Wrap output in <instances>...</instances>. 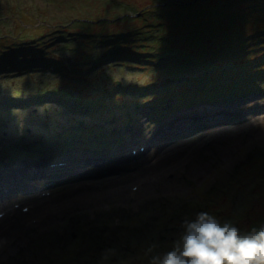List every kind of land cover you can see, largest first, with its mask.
Instances as JSON below:
<instances>
[{
    "label": "rangeland",
    "instance_id": "374dc122",
    "mask_svg": "<svg viewBox=\"0 0 264 264\" xmlns=\"http://www.w3.org/2000/svg\"><path fill=\"white\" fill-rule=\"evenodd\" d=\"M153 1L0 0V145L5 147L0 151V160L4 154L13 159L19 172L11 179L23 176L17 186L21 192L1 197L4 200L1 208L26 198H29L27 203H33L40 194L34 190L37 185L46 188L47 182L56 184L54 189H49L53 193L50 198L34 204L37 209L31 216L19 214L7 223L11 226L0 240V264H153L152 257L168 250L179 237L182 221L201 210L210 211L221 219L239 220L240 228L245 231L264 225V118L254 119L256 115L245 105L240 110L245 108L252 119L246 120L245 113L241 116L237 110L226 107L202 106L178 116L185 118L178 123L175 120L165 135L158 129L163 121L154 119L156 108L150 107L153 86L159 88L158 91L163 89L162 94L156 91L158 93L154 94L158 95L154 98H165L181 86L194 85L191 79L203 78L208 64L211 69H207L208 73H214L215 65L209 58L205 61L202 57L190 59L183 50H190L193 55H201L199 50L210 54L208 44L214 41L216 33L221 35L222 31L232 30L223 28L215 32L218 26L208 14L189 23V27L193 25L192 29L197 31L198 41L204 44L197 51L186 42L189 29L175 27L176 23L163 29L166 39L173 43L168 42L163 47L156 45L155 38L161 34L155 29L164 27L170 20L160 15L149 18L143 15L144 23L139 19L141 15L133 14L132 10L122 12L116 5L124 2L141 10L149 8ZM188 1L196 3L194 7L200 3ZM222 1L226 11L238 4L236 15L242 22L241 39L247 44L251 41L255 49H263L264 41L259 38L264 34V0ZM206 2L199 4V8H204ZM209 7L213 11L219 6L209 4ZM123 14L127 18L116 20ZM108 16L112 25L104 27L106 24L102 21ZM74 19L96 24L95 27L74 25ZM25 25L29 28L21 31V26ZM114 32L130 33L133 42L129 45L135 53L141 52L142 57L153 49L158 60L166 58L158 65L159 71L112 58L100 70L91 60V50L87 51L90 64L78 67L74 75L53 69L50 59L44 62L46 66H39L40 56L60 59L70 56L85 65L84 49L78 48L75 56L77 43L70 39L81 36L86 39L91 35L107 37ZM174 39L185 41L180 43L183 48L180 59L166 50L177 45ZM41 42L50 45L47 49L50 54H39L37 48L42 47ZM28 46L33 54L28 59L31 64L24 65L23 57L13 59L18 53L16 50ZM229 61V67L235 66V61ZM172 63L177 70H173V66L166 67ZM116 84L122 88L115 95L111 89ZM101 87L110 90L95 95ZM164 87L173 90L164 91ZM119 93H123V97ZM93 98L97 99V104L105 98L104 107L86 110L81 107L82 100L91 104ZM257 98L254 101L261 102L259 115H264V91ZM142 100L145 101L140 106L137 101ZM221 102L238 103L236 99ZM19 103L22 110L17 115L13 108ZM170 103L173 104L172 98L166 99L164 107ZM8 105L7 110L3 109ZM164 107L159 108L164 111ZM130 114L137 118L131 132L138 134L137 126L141 125V138L148 142L155 139L149 149L139 157L117 164L95 167L88 163L92 156L107 158L105 152H115L114 147L120 152L129 149L131 139L126 120ZM189 116L194 120H189ZM209 117L222 123L208 122ZM196 119L204 120L196 122ZM252 123H258L260 130H253ZM241 127L244 130H239ZM121 133L128 135L115 146L114 138ZM85 136L89 139H84ZM105 136L107 139L102 140ZM188 157L193 158L194 164L184 161ZM69 158L83 159L88 164L50 173L47 161ZM4 168L0 161V172ZM52 175L57 178H50ZM178 175L181 181L176 187L173 182ZM1 179L0 173V192L7 189L1 187L7 184ZM259 180L261 187L256 195L251 187ZM135 185L139 188L136 200L129 198ZM116 194H121L123 202L118 201L120 196L114 199ZM247 208L252 214L249 220L243 214ZM38 218L46 220L41 230H24L27 223ZM117 222L120 227L116 226Z\"/></svg>",
    "mask_w": 264,
    "mask_h": 264
},
{
    "label": "trees",
    "instance_id": "16d2710c",
    "mask_svg": "<svg viewBox=\"0 0 264 264\" xmlns=\"http://www.w3.org/2000/svg\"><path fill=\"white\" fill-rule=\"evenodd\" d=\"M198 2L204 3L206 0H197ZM197 4V6L199 5ZM206 6L204 8H199L200 5L194 7L195 4H192L191 1L188 0H155L150 4L149 8L137 10L134 7H130L128 5H125L124 2H117L116 5L119 6V8L122 9V12H128L131 11L133 14H139L141 17H139L140 20H142L144 23L145 20L142 19V16L145 15L149 18L150 16H157L160 15V17H166L170 22H166L163 26H160L159 28H156V25L154 28L155 31L159 32L161 35L157 36L156 34L154 37L156 45L162 46L168 45V42L173 43L169 38L166 39L165 32L163 31L166 27H171L173 23H176L175 27L183 26L187 29H189V34L187 35L186 42H189L190 46L194 48V50H198L199 48H202L204 44H202L200 41H198V35L197 31L192 29L191 25L189 27V23L191 21L195 23L196 19H201L202 17L207 16L210 14L214 18L213 24L218 26L215 30V32H219L220 29L223 30V28H229L232 31H222V34L219 35L216 33V36H214V41L212 43H209V49L210 54L208 51L202 52L201 50L198 51V53H201V55H193L191 54L190 50H183L181 48V44L185 43L184 40H177L175 43L177 45L172 47L171 49H166L167 51H170V53H173V55H176L178 59L182 58L180 57L182 50L185 51L188 55V58H199L202 57L204 61L209 58L208 61H213V64L215 65L214 68V74H208V70H211L208 68V66L204 67V73L205 77L203 80L200 81V79L196 78L193 79L194 85H188V86H181L180 88H177L175 92V101L177 104L175 106L180 109L181 107H184L185 105H193L194 103L200 104V103H208L212 102L213 99L219 98L222 94L226 92H232V91H241L244 90V92H248L252 89V87H255L257 84L258 79L264 78V45L263 49H255L253 47L252 42L250 41L249 44L245 43L243 41L242 35L243 31L241 28V18H238L236 15V7L238 4H235L234 8H232L229 11H226L224 7H222L225 3L222 0H207ZM209 4L218 5L215 10L211 11ZM138 15V16H139ZM191 15H194L193 19L191 18ZM127 18L125 14L122 16H119L118 19H125ZM111 16H108L105 20L102 21V23H105L106 25L104 27H110L111 24ZM115 20V21H116ZM172 20V21H171ZM163 23V22H162ZM74 25H80V26H87L89 24L93 25L95 27V21H85V20H74ZM187 24V25H186ZM189 27V28H188ZM29 28L27 25L21 26L22 30H27ZM103 28V27H102ZM229 32V33H228ZM141 34V32H139ZM259 35V33L257 34ZM82 37V36H81ZM77 38L74 37L70 41H75L77 43V48H75L74 55L79 51H76L78 48L84 49V55L87 60H85V65H82L78 59L75 61L74 58L72 59H60V58H49L50 64H53V69H58V71H62L65 74H71L68 73L72 70L78 69V67L89 65V56L87 51L91 50L93 51V56L91 57L92 62H94L96 59H98L96 62L99 64V67H102L101 64L105 61L107 62L110 58L117 60H123L125 62H135L139 63L140 65L144 64L148 67H152L159 71L158 65H160L161 61H166V58H161V60H158L157 57L151 49L148 51L147 55L142 57L141 52L135 53L132 49V46L129 45V43H132L133 40L130 38V33H123L120 34L118 32L112 33V35H109L107 37L105 36H98L96 38L94 35H91L88 38ZM261 40L264 41V34L260 36ZM181 41V42H180ZM181 43V44H180ZM241 43L243 44L242 46ZM262 43V42H260ZM41 46L45 47L44 49L50 47L47 43L42 45L43 43H40ZM39 44V45H40ZM239 45V46H238ZM262 45V44H261ZM238 46V47H237ZM70 47L69 45L66 46V48ZM189 47V46H188ZM71 50V48H68ZM244 50V51H242ZM18 51L17 55L13 57L19 58L23 57V64L26 65L28 63L31 64L28 59H30L32 52L29 50V48H23L22 50H16ZM47 54V53H46ZM27 58V59H26ZM229 60L235 61L234 67H229L228 73L229 76H227L224 71L225 64L229 65L231 64ZM26 59V60H25ZM136 61H135V60ZM139 59V61H138ZM45 61V59H44ZM198 62V61H197ZM240 62V63H239ZM203 64H207L203 62ZM176 64L167 65L166 67L173 66V70H177ZM40 67L46 66L45 64L40 63ZM165 66V65H164ZM52 69V70H53ZM68 71V72H67ZM230 76H233L230 78ZM252 76V77H249ZM254 78V79H252ZM233 79V80H232ZM233 84V82H235ZM167 89V88H166ZM156 91V90H155ZM158 94H154L156 96ZM154 96L152 99H154ZM83 98V97H82ZM138 99V98H136ZM92 102L89 104L86 101H83V104L80 103L81 107L83 109H96L97 107H100L99 103L97 104V99H90ZM162 100L160 98H156L152 101L154 104H162ZM249 209L247 208L243 214H250ZM251 218V217H250ZM249 218V219H250ZM247 219V220H249ZM239 227L241 224H238Z\"/></svg>",
    "mask_w": 264,
    "mask_h": 264
},
{
    "label": "clouds",
    "instance_id": "9594fccd",
    "mask_svg": "<svg viewBox=\"0 0 264 264\" xmlns=\"http://www.w3.org/2000/svg\"><path fill=\"white\" fill-rule=\"evenodd\" d=\"M153 264H264V225L247 231L201 210L182 221L173 245L152 257Z\"/></svg>",
    "mask_w": 264,
    "mask_h": 264
},
{
    "label": "bare ground",
    "instance_id": "6f19581e",
    "mask_svg": "<svg viewBox=\"0 0 264 264\" xmlns=\"http://www.w3.org/2000/svg\"><path fill=\"white\" fill-rule=\"evenodd\" d=\"M151 88V87H150ZM149 88V89H150ZM156 89H159V88H157L156 86H153V88L151 89V90H156ZM111 90H113V89H111ZM163 90V89H162ZM165 90H167V89H164V91ZM98 93L97 94H95V95H100V94H104V92H99V91H97ZM119 95L121 96V97H123V93H119ZM93 99H96V98H93ZM92 100V99H91ZM105 100V98H102V100H101V102H100V106L102 105V107H104V104H103V101ZM108 101V100H107ZM15 103V102H14ZM260 101H254V100H252V101H250L245 107L247 108V106H248V108H255V110H256V115L258 116V119H261L262 117L264 118V115H259L262 111H258V108L261 106L260 105ZM141 104H142V101L140 102V106H141ZM17 105V107L16 108H13V109H15V111H14V113H16L17 115H19L20 114V111L22 110V103H19V104H16ZM1 108H3V107H1ZM7 108H9V105L5 108H3V109H5V110H7ZM98 109V108H97ZM217 109H219V108H217ZM213 110V109H212ZM50 113H52V111L50 112ZM229 114H231V112H229ZM212 117H213V115H211ZM212 120H214L213 122H215V121H217V120H215V119H212ZM218 122V121H217ZM219 124L220 123H222V121H219L218 122ZM63 160V159H62ZM193 160V158L192 157H188L186 160H184L185 162H189V163H191V164H194V161H192ZM84 161L83 160H81V162L80 161H77V162H75V163H73L70 167H79V166H81L80 164L81 163H83ZM158 166V165H157ZM160 166L161 167H163L164 166V164H160ZM9 169V168H8ZM49 169H52V168H49ZM43 172H44V170H42ZM47 171V168L45 169V172ZM17 172H19V171H17ZM21 174H23V173H21ZM12 176H17L16 174L14 175H12ZM13 177V178H14ZM25 178H27V177H25ZM22 179H23V176H21V177H18V178H15V179H13V182H14V184H11L12 186H19V184L21 183V181H22ZM132 180H134V179H129L128 181H132ZM181 181V179L179 178V175H178V177H176L175 178V180H174V182H173V184L177 187L178 186V183ZM166 182V181H165ZM51 183V182H50ZM4 187H7V186H4ZM27 190H29V189H27ZM7 192H9V193H19V192H21V188H18L17 190H15V192H14V189L13 188H9L8 190H7ZM25 193H27V194H29V191H26ZM23 194V193H22ZM41 194V193H40ZM114 194V193H113ZM118 196H120V199L118 200L119 202H123V198H122V196H121V194L119 195V194H116L115 195V197H114V199H117V197ZM131 197H137L138 196V194H131L130 195ZM1 198V197H0ZM0 203H1V201H0ZM44 223H45V221L41 218L40 219V227H43L44 226ZM39 227V228H40ZM28 230H33V227H31V228H29ZM16 235H19V234H16Z\"/></svg>",
    "mask_w": 264,
    "mask_h": 264
}]
</instances>
